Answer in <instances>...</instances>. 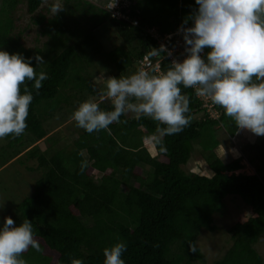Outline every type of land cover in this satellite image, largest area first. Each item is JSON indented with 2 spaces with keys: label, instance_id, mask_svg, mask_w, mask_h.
Instances as JSON below:
<instances>
[{
  "label": "trees",
  "instance_id": "1",
  "mask_svg": "<svg viewBox=\"0 0 264 264\" xmlns=\"http://www.w3.org/2000/svg\"><path fill=\"white\" fill-rule=\"evenodd\" d=\"M5 2L8 12L21 14L6 13L3 17L1 11L0 50L26 58L43 56L41 50L27 48L26 32H36L34 44L56 34L52 48H48L55 55L37 69L49 78L38 92L32 87L34 82L28 83L34 98L27 129L19 137L3 138L9 143L8 150L25 140L34 144L26 159L35 161L40 172L32 194L17 206L13 217L17 224L31 221L40 251L29 247L20 259L25 264H72L73 260L104 264L103 250L123 242L127 246L122 256L125 264H196L204 260L197 245L201 231H216L214 215L223 211L226 198L231 196L244 201L248 215L229 230L232 246L216 264H264L256 250L264 238V152L257 156L263 160L253 176L236 174L243 169L240 159L224 163L216 151L221 146L219 133L224 130L234 138L239 129L215 104L218 117L212 118L195 88L180 85L181 94L189 99L186 115L190 124L178 134L154 140V153L145 140L158 134L159 122L127 112L106 130L89 134L82 129L70 151L59 149L50 155L49 150L42 151L38 146L45 139H58V134L49 136L47 123L57 115H69L71 106L73 113L82 102L94 97L93 102L102 111L113 110L95 82L99 71L89 69V46L95 45V52L111 67L112 77H125L131 69L137 71L145 57L153 64L149 71L163 75L173 60L182 61L183 55L170 56L167 51L153 55L152 49H160L159 41L181 28L198 7L195 0H123L129 7L121 8L122 17L94 10L96 26L109 23L121 42L107 54L100 50L95 34L90 32L84 35L86 38L67 34L64 11L50 18L52 5H46L45 0ZM24 18L27 27L20 29ZM72 38L76 41L70 43ZM176 42L177 38H172L168 47L177 49ZM32 66L36 67L35 61ZM135 101L132 98L130 102ZM196 152L213 172L211 177L184 171ZM15 154L20 155L14 151L6 160ZM256 160L254 157L249 163L253 165ZM85 162L87 167L81 171Z\"/></svg>",
  "mask_w": 264,
  "mask_h": 264
},
{
  "label": "clouds",
  "instance_id": "2",
  "mask_svg": "<svg viewBox=\"0 0 264 264\" xmlns=\"http://www.w3.org/2000/svg\"><path fill=\"white\" fill-rule=\"evenodd\" d=\"M111 1L107 0L105 9L113 13L115 4L110 5ZM195 4L198 7L175 32L182 33L186 57L173 61L163 75L150 76L141 70L128 77L108 78L102 95L111 99L113 110L102 111L98 103L82 102L71 116L77 127L89 134L106 130L131 111L138 118L143 115L159 122L156 131L160 138L178 134L190 124L186 115L189 99L181 94L182 85L195 88L198 96L210 97L237 129L264 136V0H195ZM50 10L58 14L63 8L52 6ZM189 22L190 27L186 26ZM205 49L209 50L206 57L202 55ZM152 50L153 55L167 51L163 46ZM45 63L41 55L26 58L0 50V139L19 137L27 129L34 98L28 83L34 82L37 92L42 88L49 77L37 69ZM132 98L140 102L132 103ZM86 167L87 163H82L81 171ZM33 231L28 219L17 224L12 217H4L0 223V264H25L20 259L22 253L29 247L40 251ZM126 251L123 242L105 248L104 264H125L122 256ZM72 264L83 262L73 260Z\"/></svg>",
  "mask_w": 264,
  "mask_h": 264
},
{
  "label": "rangeland",
  "instance_id": "3",
  "mask_svg": "<svg viewBox=\"0 0 264 264\" xmlns=\"http://www.w3.org/2000/svg\"><path fill=\"white\" fill-rule=\"evenodd\" d=\"M6 0H0V15L2 11L3 17L6 13L14 14L13 16H18L15 10H10L6 8ZM45 4H51L52 6L62 7L65 14V20L67 21V34L73 33L74 35L86 38L91 32L100 41V50H103L104 54L109 53L113 50L115 46L120 44V39L116 34L115 29L106 23L101 27H97V18L94 17L96 9H103L106 11L105 7L107 0H45ZM108 5V4H107ZM119 6V5H118ZM94 11V13L92 12ZM50 18H56L58 14H54L51 11ZM69 17V18H68ZM24 23H20V29L27 27L28 21L24 18ZM19 24V23H18ZM94 32V33H92ZM27 48H30L32 52L36 49L41 50L45 64L51 59L52 53V41L56 36L52 33L50 36L47 35L45 42L44 39L40 38V43L34 44V39L36 38V32L29 30L26 32ZM85 35V36H84ZM59 37L55 38V46L58 44ZM71 40V39H70ZM76 39L72 38L70 43L75 42ZM67 42V41H66ZM54 46V47H55ZM49 48V49H48ZM87 57L90 58L91 66L90 71L96 68L99 73L95 78V82L98 83L100 91L106 93V84L108 78L112 77L111 67L102 61L103 57L99 56L95 50V45L89 46ZM175 52L183 54V59L186 57V53L181 51V49H176ZM177 61V60H176ZM43 64V65H45ZM138 69V70H137ZM135 70L131 69L128 71L125 77L131 76L138 71H146L151 76L153 72L148 71L145 61L140 64V66ZM159 73V72H157ZM108 102L111 99L104 95ZM92 102L94 97H90ZM90 99L88 101H90ZM135 99V98H134ZM140 101H135L133 103H139ZM112 103V102H111ZM70 106H68L69 108ZM70 114L66 116L57 115L52 120H49L47 126L50 128L49 136H54L58 134V139L53 142L48 140H43L38 143V146L42 151L49 150L50 155L59 149H64L65 151H70L72 149L73 142L80 135L82 128L76 126V122L71 119V113L73 107H70ZM129 116L137 117V114L131 111L127 112ZM201 117V116H199ZM27 138V137H25ZM161 139L159 135H154L145 140V145L153 153L155 151L154 140ZM219 141L221 146L216 150L218 156L224 163H231L234 160L240 159L242 170L236 172V174H244L248 176H253L256 174L255 167L261 166L262 160L258 159L260 152H264V136H256L248 130H239L234 138H229L228 134L221 130L219 133ZM8 142L3 138L0 139V223L3 222V218L6 216L14 217L17 206L27 197H29L34 188V184L40 177V172L37 169V163L35 161H27L26 153L34 147L30 141L25 140L22 145H18L16 148L8 150ZM37 144V143H36ZM3 150H8L9 153L3 154ZM14 151H18L17 154L13 155L11 159L6 160L13 154ZM86 155V154H85ZM254 157L257 158L255 164L251 165L249 161ZM187 173H196L201 176L211 177L213 172L209 169L208 165L199 159V152H196L194 159L183 168ZM98 177L99 175L96 174ZM248 215V206L239 197H228L225 200V207L221 213L214 215V225L217 227L216 231H201V235L197 241V245L204 255V260L196 264H216L223 255L232 246L233 240L229 233V230L236 224V222ZM256 250L264 258V238L256 245Z\"/></svg>",
  "mask_w": 264,
  "mask_h": 264
},
{
  "label": "built area",
  "instance_id": "4",
  "mask_svg": "<svg viewBox=\"0 0 264 264\" xmlns=\"http://www.w3.org/2000/svg\"><path fill=\"white\" fill-rule=\"evenodd\" d=\"M121 1H123V0H112L111 3H110V5H114L115 4V6L112 8V10L114 11L112 14L114 16L122 17L123 15H122V12L120 11L121 8H123V7L124 8L125 7H129V3H123ZM181 36H182V33H180V32L175 33V34L173 33V34L167 35L163 40L159 41V43H160L161 46H163L167 50L168 53H171L170 56H172V54H174L173 52L176 49H170L168 47V44H169V42H170V40L172 38L176 37L177 38L176 45H177L178 49H181V47H183V42L180 39ZM181 51H184L185 52L184 49H181ZM175 53L178 54V52H175ZM182 58H183V56H182ZM144 61H145V65L147 66L148 69H152L153 68V64H152V62L148 58H146ZM173 61H176V59H174ZM199 98L203 102V108H205V109L208 110L210 116L212 118H217L218 117V112L216 111V109L214 107V104L211 103L210 97L199 96Z\"/></svg>",
  "mask_w": 264,
  "mask_h": 264
}]
</instances>
